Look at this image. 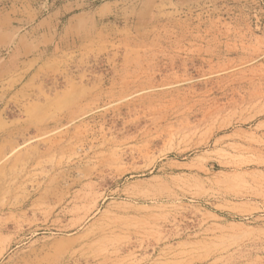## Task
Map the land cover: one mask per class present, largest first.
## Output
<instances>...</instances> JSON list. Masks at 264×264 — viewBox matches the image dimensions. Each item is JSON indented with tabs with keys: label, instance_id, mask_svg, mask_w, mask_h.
Wrapping results in <instances>:
<instances>
[{
	"label": "rangeland",
	"instance_id": "rangeland-1",
	"mask_svg": "<svg viewBox=\"0 0 264 264\" xmlns=\"http://www.w3.org/2000/svg\"><path fill=\"white\" fill-rule=\"evenodd\" d=\"M83 4L0 110V264H264V0Z\"/></svg>",
	"mask_w": 264,
	"mask_h": 264
},
{
	"label": "crops",
	"instance_id": "crops-1",
	"mask_svg": "<svg viewBox=\"0 0 264 264\" xmlns=\"http://www.w3.org/2000/svg\"><path fill=\"white\" fill-rule=\"evenodd\" d=\"M82 5L83 0H0V110L57 42L60 20L67 18L70 26L75 17L90 16L89 6L76 12Z\"/></svg>",
	"mask_w": 264,
	"mask_h": 264
}]
</instances>
